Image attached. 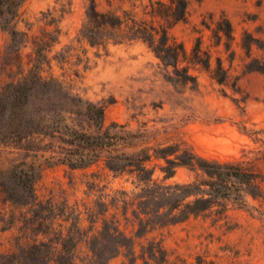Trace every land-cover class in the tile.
<instances>
[{
    "label": "trees",
    "instance_id": "16d2710c",
    "mask_svg": "<svg viewBox=\"0 0 264 264\" xmlns=\"http://www.w3.org/2000/svg\"><path fill=\"white\" fill-rule=\"evenodd\" d=\"M25 1L0 0V29L9 35L11 49L17 45L14 52L28 40L26 33L16 30ZM88 1L78 42L103 50L110 43L142 42L166 69H172L170 83L190 84L194 90L197 78L189 73V66L209 73L219 85L228 81L221 59L216 58L213 68L211 54L201 49L200 39L188 54L171 34L176 25L186 22L192 0H134L141 8L140 15L127 10L121 14L100 12L95 0ZM53 21L51 18L48 25ZM213 32L217 45L224 37L228 49L233 33L230 21L223 17ZM58 34L54 28L35 38L27 67L18 66L19 78L0 86V145L24 154L18 163L0 169V200L12 207L2 230H18L11 243L14 250L0 252V264H83L75 257L80 244L75 228L57 224L58 220L68 222L76 209L64 207L60 214L52 200H40L35 193L43 166H63L73 173L102 163L114 178L133 179L132 185L139 191L136 194L119 190L110 204L99 202V212L85 210L90 231L101 221V229L86 242L92 258L98 260L96 264H108L120 254V264H167L160 242L141 246L140 254L136 253V239L143 238L146 230L163 229L191 217L222 216L229 204L248 206V198L264 202V153L260 150H243L239 159L229 161L203 158L183 143L158 142L159 131L145 124L131 129L115 121L107 123L105 110L113 102H91L53 75L46 76L52 60L61 59L58 54L49 57ZM183 63L187 66H181ZM250 71L264 74V64ZM248 135L254 143L264 144L257 132ZM30 153H35L31 156L35 161H27ZM179 169L194 174L193 180L172 181ZM109 207L120 211L125 225L130 223L131 236L121 228L117 213L107 218ZM28 233L34 238L28 239ZM95 241L104 245L98 248Z\"/></svg>",
    "mask_w": 264,
    "mask_h": 264
},
{
    "label": "rangeland",
    "instance_id": "374dc122",
    "mask_svg": "<svg viewBox=\"0 0 264 264\" xmlns=\"http://www.w3.org/2000/svg\"><path fill=\"white\" fill-rule=\"evenodd\" d=\"M88 5V0H26L16 30L27 34V44L14 52L17 45L11 49L9 35L0 29V86L11 78H19L18 66L27 67L33 40L43 31L57 28L58 41L49 57L58 54L61 59L52 60L51 70L44 74L53 75L91 102H113L105 110L107 123L115 121L131 129L145 124L159 131L158 142L183 143L209 160L239 159L242 151L248 149L264 153V144L254 143L248 135L257 132V138L264 142V74L250 71L264 64V0L191 1L186 22L176 25L171 30L172 36L188 54L200 39L201 49L211 54L212 67L219 58L229 75L228 81L219 85L209 73L189 66V73L197 78L195 90L190 84L170 83L168 76L172 69H166L142 42L110 43L106 50L78 42ZM95 5L100 12L121 14L127 10L141 14L134 0H95ZM223 17L233 28L228 49L224 37L217 45L213 32ZM51 18L54 23L49 26ZM246 44L250 45L249 55ZM12 151L0 145V169L24 158L23 153ZM32 155L35 153H30L27 161H35ZM193 178L194 174L179 169L172 181L187 183ZM132 181L126 176L114 178L103 169L102 163L73 173L63 166H43L35 193L40 200H52L60 214L64 207L76 209L68 222L58 220L57 224L75 228L76 239L80 240L75 254L77 261L96 264L98 260L92 258L86 242L101 229V221L90 231L85 210L92 208L99 212V202L110 204L119 190L136 194L139 191ZM106 194L109 197L105 198ZM247 202L246 207L229 204L222 216L191 217L163 229L146 230L143 238L136 239L135 251L140 254L141 246L160 242L167 264H264V202L251 198ZM109 209L107 218L117 213L121 228L131 236L130 223L125 225L120 211ZM11 210L10 205L0 200L1 253L14 250L11 243L18 234L15 228L2 230L6 227L3 220L8 219ZM128 219L133 220L130 211ZM27 237L34 238L31 233ZM94 244L98 248L104 245L97 241ZM122 260L120 254L108 264H120Z\"/></svg>",
    "mask_w": 264,
    "mask_h": 264
}]
</instances>
